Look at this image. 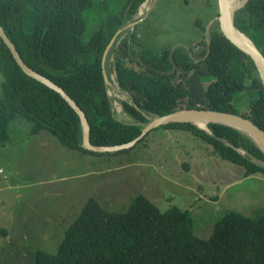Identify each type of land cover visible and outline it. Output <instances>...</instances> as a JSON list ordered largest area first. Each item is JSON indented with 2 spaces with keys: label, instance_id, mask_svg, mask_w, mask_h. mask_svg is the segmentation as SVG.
Instances as JSON below:
<instances>
[{
  "label": "trees",
  "instance_id": "obj_1",
  "mask_svg": "<svg viewBox=\"0 0 264 264\" xmlns=\"http://www.w3.org/2000/svg\"><path fill=\"white\" fill-rule=\"evenodd\" d=\"M144 1L0 0V26L24 63L83 110L94 146L129 143L153 118L184 109L234 114L264 131V87L252 60L224 36L217 22L188 47L190 54L183 46L137 52L136 26L118 39L110 50L112 64L105 69L115 73L119 91L129 96V102H119L131 122L116 118L102 56ZM233 23L264 56V0H247L235 11ZM198 44L202 47L196 52ZM195 73L197 78L187 80ZM0 74V145L18 116L30 122L32 135L48 132L63 147L83 154L124 153L148 134L130 149L86 150L79 115L57 92L27 76L1 37ZM201 79L207 84L196 94ZM241 91L248 96L244 115L235 110L234 94ZM159 128L193 135L216 157L238 165L241 177L264 174V151L232 127L209 123L206 132L173 123ZM32 264H264V207L256 216L227 211L202 238L194 234L188 210L161 211L137 194L125 211L116 212L90 197L65 229L56 252L38 248Z\"/></svg>",
  "mask_w": 264,
  "mask_h": 264
},
{
  "label": "rangeland",
  "instance_id": "obj_2",
  "mask_svg": "<svg viewBox=\"0 0 264 264\" xmlns=\"http://www.w3.org/2000/svg\"><path fill=\"white\" fill-rule=\"evenodd\" d=\"M142 4L134 21L116 35L121 40L136 26L137 52L190 47L216 24L219 11L217 0ZM201 82L196 94L205 89L207 81ZM110 96L114 115L125 114L119 101L129 102V96ZM247 97L245 91L234 94L237 114L244 115ZM30 129L29 121L16 117L8 124V140L0 145V264H32L38 248L55 253L90 197L116 212L125 211L137 194L161 211L188 210L193 232L202 238L227 211L256 216L264 207V174L241 177L238 165L216 157L209 145L187 132L155 128L124 153L93 155L67 149L45 131L32 135Z\"/></svg>",
  "mask_w": 264,
  "mask_h": 264
},
{
  "label": "water",
  "instance_id": "obj_3",
  "mask_svg": "<svg viewBox=\"0 0 264 264\" xmlns=\"http://www.w3.org/2000/svg\"><path fill=\"white\" fill-rule=\"evenodd\" d=\"M246 1L247 0H240V1L235 0L234 3L229 4V0H217L219 11L216 20L218 22V27L220 31L224 34V36L227 39H229L232 43H234L238 48H240L244 53H246L249 56V58L252 60L254 67L257 71V76L258 78H260V81L264 87V56L261 55V53L255 47L253 42L245 34L240 32L233 23L235 11L239 9V7L243 6L246 3ZM120 31L121 29H119L116 32V34L112 37L102 56V72L106 86L112 85L107 77V73L105 69L106 55L109 48L113 44L116 35ZM0 37L2 38L6 46L9 48L17 64L20 66L23 72L27 74V76L37 80L38 82L42 83L43 85L57 92L67 102V104L74 110V112H76L79 115L83 126L82 147L86 150L98 152V153H112V152L130 149L139 140H141L148 132H150L155 128L165 126L167 124H173V123L192 124L196 126L198 129L208 132L207 124L215 123V124H222L232 127L235 130L239 131L240 133L245 134L248 138L252 139L264 151V131H262L255 124H252L248 120L236 116L234 114L216 112L211 110H199V109L178 110L161 117H155L152 120H150V122L143 128L140 135L129 143L116 145V146H94L90 142L89 122L87 120L85 113L77 105V103L74 102L60 87H58L56 84H54L47 78L41 76V74H39L38 72L33 71L30 67H28L24 63V61L18 54L16 47L8 38V36L6 35V33L4 32L1 26H0ZM206 42H207L206 54H207L209 50L208 37H206ZM175 47L171 48L170 50H173ZM185 48L190 54L189 48L188 47ZM197 123L201 124L202 127L204 126V128L199 126Z\"/></svg>",
  "mask_w": 264,
  "mask_h": 264
},
{
  "label": "bare ground",
  "instance_id": "obj_4",
  "mask_svg": "<svg viewBox=\"0 0 264 264\" xmlns=\"http://www.w3.org/2000/svg\"><path fill=\"white\" fill-rule=\"evenodd\" d=\"M233 3V0H229V4H232ZM145 5H146V2L144 3V4H142L141 5V7L139 8V12L140 13H142L143 12V9L145 8ZM139 13V14H140ZM117 40H118V36H116L115 37V39H114V42H113V44L111 45V47L109 48V52H107V55H106V59H105V61H107V63H108V66H109V62H110V59H111V56L110 55H112L111 54V52H110V50H112L113 48H114V45L117 43ZM107 74H108V79L110 80V83L112 84L111 85V87H109L108 88V94H109V91H111V93L109 94V96L110 95H112V96H114L113 98H119V97H121L122 99H125V97H126V94H124L123 92H120L119 91V89H118V85H117V82H116V80H115V73H113L112 71H109V70H107ZM113 74H114V76H113ZM111 97V96H110ZM120 103V102H119ZM115 104V103H114ZM117 104V103H116ZM120 105V104H119ZM118 105V106H119ZM117 110L118 111H120V109H119V107H117ZM119 113V112H118ZM116 116V118H118L119 120H122V121H124V122H129L131 119L127 116V115H125V114H117V115H115ZM196 123V122H195ZM199 126H201L202 127V125L201 124H199V123H197ZM202 128H204V126L202 127ZM262 149V148H261ZM263 150V149H262ZM242 154V153H241Z\"/></svg>",
  "mask_w": 264,
  "mask_h": 264
},
{
  "label": "crops",
  "instance_id": "obj_5",
  "mask_svg": "<svg viewBox=\"0 0 264 264\" xmlns=\"http://www.w3.org/2000/svg\"><path fill=\"white\" fill-rule=\"evenodd\" d=\"M241 171H242V170H241ZM240 174H241V172H240ZM2 233H3V235H4L5 238L9 236L8 233H5V232H2Z\"/></svg>",
  "mask_w": 264,
  "mask_h": 264
}]
</instances>
